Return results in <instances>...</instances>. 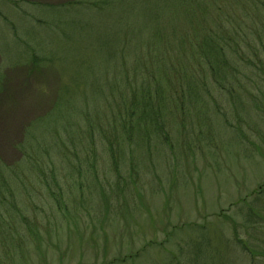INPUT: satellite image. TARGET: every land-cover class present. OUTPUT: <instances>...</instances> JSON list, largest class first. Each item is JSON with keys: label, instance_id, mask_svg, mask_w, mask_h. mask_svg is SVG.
Returning a JSON list of instances; mask_svg holds the SVG:
<instances>
[{"label": "rangeland", "instance_id": "374dc122", "mask_svg": "<svg viewBox=\"0 0 264 264\" xmlns=\"http://www.w3.org/2000/svg\"><path fill=\"white\" fill-rule=\"evenodd\" d=\"M176 1L0 0V264H264V54L151 169L120 178L88 134Z\"/></svg>", "mask_w": 264, "mask_h": 264}, {"label": "trees", "instance_id": "16d2710c", "mask_svg": "<svg viewBox=\"0 0 264 264\" xmlns=\"http://www.w3.org/2000/svg\"><path fill=\"white\" fill-rule=\"evenodd\" d=\"M176 2L182 12L179 32L167 30L163 39L157 33L161 40L151 44L125 40L119 50L122 76L111 79L102 94L94 93L102 112L98 108L96 116L85 120L91 139L97 128L103 152L120 178L127 169L137 175L154 156L167 158L178 149L183 154V133L211 118L207 111L212 92L232 93L253 58L262 61L264 0ZM138 255L115 263L126 264Z\"/></svg>", "mask_w": 264, "mask_h": 264}]
</instances>
